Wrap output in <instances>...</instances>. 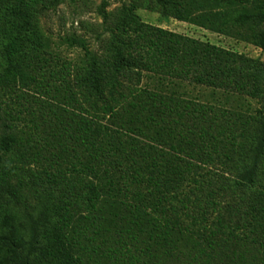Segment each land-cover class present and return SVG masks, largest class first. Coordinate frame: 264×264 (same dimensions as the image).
<instances>
[{
  "label": "trees",
  "instance_id": "16d2710c",
  "mask_svg": "<svg viewBox=\"0 0 264 264\" xmlns=\"http://www.w3.org/2000/svg\"><path fill=\"white\" fill-rule=\"evenodd\" d=\"M65 1L0 0V264H264V62L137 13L264 51V0L103 3L97 53Z\"/></svg>",
  "mask_w": 264,
  "mask_h": 264
},
{
  "label": "rangeland",
  "instance_id": "374dc122",
  "mask_svg": "<svg viewBox=\"0 0 264 264\" xmlns=\"http://www.w3.org/2000/svg\"><path fill=\"white\" fill-rule=\"evenodd\" d=\"M130 2L132 0H66L56 10L43 15L41 25L56 49L61 45L62 38L77 34L85 36L89 40L92 51L97 53L101 48L102 41L109 36V32L102 27L103 18L99 13L100 6L105 3L106 11L114 12L123 3ZM137 13L147 24L264 62L263 50L237 38L213 33L172 18L165 19L158 12L139 9ZM60 53L63 58L73 62L80 56V51L69 49L67 46H61ZM188 91L192 96L201 94L199 89L189 88ZM4 99L0 96V102ZM5 108L6 105L1 103V115Z\"/></svg>",
  "mask_w": 264,
  "mask_h": 264
}]
</instances>
